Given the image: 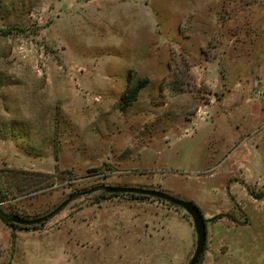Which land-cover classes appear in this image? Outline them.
<instances>
[{
	"label": "rangeland",
	"instance_id": "rangeland-1",
	"mask_svg": "<svg viewBox=\"0 0 264 264\" xmlns=\"http://www.w3.org/2000/svg\"><path fill=\"white\" fill-rule=\"evenodd\" d=\"M103 186L194 203L198 264H264V0H0V210L59 209L0 220V264L189 263L182 208Z\"/></svg>",
	"mask_w": 264,
	"mask_h": 264
},
{
	"label": "water",
	"instance_id": "water-1",
	"mask_svg": "<svg viewBox=\"0 0 264 264\" xmlns=\"http://www.w3.org/2000/svg\"><path fill=\"white\" fill-rule=\"evenodd\" d=\"M103 191L107 194H134L142 195L147 197L156 198L162 202H167L173 206L180 207L189 216L194 233L196 236V245L191 259L188 264H196L198 258L203 252V248L206 241V221L204 220L199 208L190 201H183L172 196H169L163 192L156 190L140 189V188H128L119 186H103ZM65 204V203H63ZM63 204L61 206H63ZM60 208V207H59ZM52 213L45 216L34 218V219H23L17 215L10 217V222L19 226H33L46 221Z\"/></svg>",
	"mask_w": 264,
	"mask_h": 264
},
{
	"label": "trees",
	"instance_id": "trees-1",
	"mask_svg": "<svg viewBox=\"0 0 264 264\" xmlns=\"http://www.w3.org/2000/svg\"><path fill=\"white\" fill-rule=\"evenodd\" d=\"M142 88V85H141V82L139 83V84H137L135 87H133L131 90H129L128 92L127 91H125L126 93H129L130 94V97L132 98V99H134L135 97H136V95H137V93L139 92V90ZM125 93V94H126ZM124 97H122V99H123ZM11 172H15V171H11ZM35 175H42V174H40V173H35ZM102 189H103V187H102ZM59 209H55V210H53L52 212H50V213H52L51 214V216H53L54 214H56L57 213V211H58ZM50 216V217H51ZM188 216V215H187ZM219 216L220 215H216L215 217H213L212 219H210V220H208V221H212V220H215V219H217V218H219ZM10 217L11 216H8L7 214H5L2 210H0V220L4 223V224H6L7 226H9V227H17L18 225H15V224H12L11 222H10ZM49 217V218H50ZM189 217V216H188ZM207 222V221H206ZM202 255V254H201ZM201 255H200V257L198 258V260H197V263L196 264H198L199 263V260H200V258H201Z\"/></svg>",
	"mask_w": 264,
	"mask_h": 264
},
{
	"label": "crops",
	"instance_id": "crops-1",
	"mask_svg": "<svg viewBox=\"0 0 264 264\" xmlns=\"http://www.w3.org/2000/svg\"><path fill=\"white\" fill-rule=\"evenodd\" d=\"M254 201H257L258 203L256 205L250 204L249 206L247 205V209H248V215L251 219V221L253 222L254 218L257 217V215H259L260 220H259V224L256 225L257 228H260L261 233L264 234V200L261 198H255L253 199ZM263 203V204H262Z\"/></svg>",
	"mask_w": 264,
	"mask_h": 264
}]
</instances>
